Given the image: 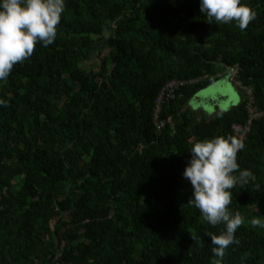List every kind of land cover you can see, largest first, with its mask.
Segmentation results:
<instances>
[{
  "label": "trees",
  "instance_id": "obj_1",
  "mask_svg": "<svg viewBox=\"0 0 264 264\" xmlns=\"http://www.w3.org/2000/svg\"><path fill=\"white\" fill-rule=\"evenodd\" d=\"M244 2L241 30L199 0H66L55 41L0 83V264H213L222 225L182 173L194 140L235 136L249 109L237 162L255 180L230 190L243 222L223 264H264V0ZM230 69L239 102L194 111Z\"/></svg>",
  "mask_w": 264,
  "mask_h": 264
},
{
  "label": "clouds",
  "instance_id": "obj_2",
  "mask_svg": "<svg viewBox=\"0 0 264 264\" xmlns=\"http://www.w3.org/2000/svg\"><path fill=\"white\" fill-rule=\"evenodd\" d=\"M65 7L66 0H0V83L7 80L17 62L33 54L38 42L47 47L55 41ZM199 8L209 24L234 22L241 30L256 17L244 0H199ZM235 72L231 71L233 75ZM229 93L227 84L212 78L188 104L194 111L203 109L211 114L219 109L222 113L229 109ZM244 148V142L235 136L214 135L194 140L188 150L191 155L182 173L191 185L187 203L199 209L207 223L222 225L218 234L208 233L213 264H223L228 246L238 243L235 232L243 222L240 212L229 208L230 190L255 180L252 170L241 169L237 162V153ZM251 224L264 227V220L253 218Z\"/></svg>",
  "mask_w": 264,
  "mask_h": 264
},
{
  "label": "built area",
  "instance_id": "obj_3",
  "mask_svg": "<svg viewBox=\"0 0 264 264\" xmlns=\"http://www.w3.org/2000/svg\"><path fill=\"white\" fill-rule=\"evenodd\" d=\"M175 85H180L178 83H175ZM174 84L173 83H169L167 85L164 86L163 92L161 94V97H163V95L167 92L170 91L173 88ZM160 97V99H161ZM155 117L158 115L159 113V109H155ZM249 119L247 120V123L244 126H240V125H234L233 126V131H234V135L235 137H237V139L240 140H244V138L246 137L247 133L249 132L250 129V125L253 119H257L260 117V114H254L253 111L251 109H249Z\"/></svg>",
  "mask_w": 264,
  "mask_h": 264
},
{
  "label": "water",
  "instance_id": "obj_4",
  "mask_svg": "<svg viewBox=\"0 0 264 264\" xmlns=\"http://www.w3.org/2000/svg\"><path fill=\"white\" fill-rule=\"evenodd\" d=\"M231 69L230 70H228V72L226 73V75L221 79V81L222 82H224L225 84H227L228 86L230 85V83H229V80H230V73H231ZM227 102L229 103V109L231 108V107H234L235 105H236V99H235V97L233 96V94L230 92L229 93V95H228V97H227ZM217 111L218 112H220V110L219 109H217ZM214 113V112H213Z\"/></svg>",
  "mask_w": 264,
  "mask_h": 264
},
{
  "label": "rangeland",
  "instance_id": "obj_5",
  "mask_svg": "<svg viewBox=\"0 0 264 264\" xmlns=\"http://www.w3.org/2000/svg\"><path fill=\"white\" fill-rule=\"evenodd\" d=\"M230 75H231V76H230V80H229V83H230V85H229V87H230V92H231V93L233 94V96L235 97V99H236V104H237V103L239 102V95H238V93H237V91H238V83L235 82L233 74L231 73Z\"/></svg>",
  "mask_w": 264,
  "mask_h": 264
}]
</instances>
